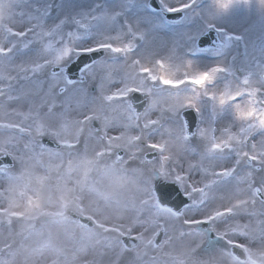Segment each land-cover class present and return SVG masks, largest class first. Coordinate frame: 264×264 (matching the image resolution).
<instances>
[{"label": "rangeland", "instance_id": "374dc122", "mask_svg": "<svg viewBox=\"0 0 264 264\" xmlns=\"http://www.w3.org/2000/svg\"><path fill=\"white\" fill-rule=\"evenodd\" d=\"M148 1L30 0L29 7L42 13L40 23L51 28L63 22L61 33L65 39L69 31H77L75 20L89 23V30L81 31L82 38L73 42L74 49L92 48L112 40L118 44H131L132 51L123 62L109 54L108 58L104 56L89 68L85 84L77 85L76 89L79 94L94 88L92 100L89 96L82 98L80 94L76 96L75 92H69L72 87L58 96L53 77L47 76L46 68L27 82L32 86L42 85L45 92L51 91L61 103L62 107L58 106L56 112H66L72 118L63 121L67 125L65 141L78 146L25 154L23 148L29 137L21 138V134L11 128L7 131L0 129V148L14 144L12 150L19 154L11 170L0 174V264H230L229 258L220 253L228 247L226 241H207L200 252L203 237L184 226V217H172L157 206L152 184L155 179L173 182L177 172L189 171L191 180H203L200 171L192 170L194 163H208L203 152L206 142L199 137V130L208 127L211 118L218 121L217 135L233 128L236 125L232 122L233 105L223 108L217 104L213 106V103H204V95H200L201 103L197 102L195 109H181L179 105L182 101L195 96L193 90L187 88L168 96L172 101L167 96L163 97L168 102L163 107L169 112L154 107L158 104L155 99L159 90L153 91L148 108L139 116L126 102H115L106 116L101 115L99 109L90 112L104 87L111 83L104 80L103 84V74L96 70L101 66L126 70L135 58H140L145 66L154 64L157 59L179 70L190 65L189 71L193 74L208 71L203 69L205 66L209 70L213 67L225 68L227 71L219 73L211 83L213 86L207 88L209 93H218L229 87L234 89L245 76H251L254 84L264 91V9L260 0H248L246 5L234 6L228 12L217 15L213 8L214 0H195V6L185 11L182 21L169 26L163 25L162 17L148 8ZM158 1L165 9L192 3V0ZM11 3L12 0H0V28L11 23ZM208 27L219 31L225 41L219 54H208L194 45ZM138 38H143L145 43L139 46ZM155 39L161 40V43ZM234 39L242 41L232 46ZM40 51L38 43L30 42L26 49L14 53V56L17 61L39 62ZM145 51L148 54H143ZM187 51L191 54L188 55ZM76 53L74 51L60 65ZM56 80L59 82V79ZM118 82L116 87L107 89L114 91L121 87ZM73 100L75 103H71ZM153 103L156 104L153 106ZM185 109L194 110L202 119L196 126L195 135L187 140L177 117ZM117 112L128 123L136 119L142 123L149 117L160 119L161 123L147 132L140 129V139L135 143H126L127 123L119 129L110 125V118ZM86 115H92L98 121L99 131L91 129L90 121L82 119ZM165 118H171L175 126L170 121L165 124ZM4 122L0 120V123ZM104 130L107 134L101 139ZM171 137L181 142L183 147L175 148L169 143ZM142 141L146 146H142ZM149 142L159 145L155 148L158 157L145 162ZM119 150L123 159L115 163V154ZM182 151L188 153L189 161H184ZM164 157L169 159L165 161ZM234 166L235 153L223 154L214 164L217 171ZM162 168L166 174L161 173ZM176 185L183 192L181 194L189 199L184 188L177 182ZM223 186H231L230 192L220 193ZM234 189V179L225 178L214 186L213 192L218 201H226L231 198ZM142 201H146V206L142 205ZM189 201L187 209L196 215L197 210L192 207V200ZM69 211L89 216L96 227L86 229L79 225L68 217ZM204 211L203 207L199 209L200 213ZM159 230L163 231V236L158 244H153ZM126 235L135 236L139 239L138 243H130V247L125 249L121 237ZM234 239L247 242L244 237ZM209 246L217 252L215 261L203 259V253ZM193 249L196 251L193 252Z\"/></svg>", "mask_w": 264, "mask_h": 264}, {"label": "snow or ice", "instance_id": "6c2138e0", "mask_svg": "<svg viewBox=\"0 0 264 264\" xmlns=\"http://www.w3.org/2000/svg\"><path fill=\"white\" fill-rule=\"evenodd\" d=\"M29 2L30 0H12L9 17L11 23L0 28V120L6 121L0 123V128H11L19 132L21 138L26 135L29 137L25 140L23 148L25 154L43 153L60 147L74 149L78 145L65 141L67 125L63 123L65 119L71 120V116L66 112H56V108L62 105L51 91L45 92L42 85L32 86L27 82L41 69L51 66L53 85L59 87L55 67L69 58L74 51L79 53L107 49L112 53L128 54L132 51V45L108 40L92 48L74 49L73 42L82 38L81 31L89 30V23L86 20H75L77 31H69L65 39L61 33L63 22L51 28L40 23L42 13L29 7ZM194 3L195 0H192L190 4L168 8L167 11H184ZM241 4H248V0H214L213 8L219 15ZM260 4L264 9V0H260ZM30 42L41 46L39 62L17 61L14 53L26 49ZM219 47L223 48V45ZM189 69L190 65H185L184 71L174 69L162 59H157L150 66L133 60L126 70L101 66L96 71L103 74L106 82L112 80L118 72H124V77L120 80L121 87L114 91L108 89L102 91V95L94 101L90 113L99 109V113L106 116L115 102L126 101L131 93L151 95L154 90L176 92L183 85L192 86V93H195V96L182 101L179 105L181 109H195L200 95L207 96L220 108L233 105L236 121L233 128L219 135L210 127L199 130V137L206 142L203 152L208 163L203 161L199 165L194 163L192 170L200 171L204 179L191 180L189 178L191 171L177 172L172 178L184 188L197 214L193 215L187 208L175 211L163 207V210L172 217L183 216L184 226L203 237V244L199 245L200 252L203 245L214 235L217 240L226 241L228 247L220 253L229 258L230 264H264V91L254 84L251 76H245L237 82L234 89L229 87L218 93H209L207 85L211 84L219 73L227 70L223 67H213L208 71L193 74ZM135 112L139 116L140 112L136 110ZM82 119L92 121L93 117L86 115ZM160 123V119L152 117L142 123L139 119L127 123L126 143L138 141L142 134L140 129L147 132ZM133 128L137 131L133 132ZM106 134L107 131L104 130L101 139ZM46 137L51 139L55 146L50 147L45 142ZM185 138L187 140L188 135ZM13 147L14 144L0 148V174L10 171L19 158V154L12 150ZM147 147L155 149L159 145L149 142ZM227 153H235V166L219 168L217 171L218 168L214 167L217 158ZM116 157L123 159L120 152L116 153ZM168 159L164 157L165 161ZM144 160L148 162L147 157H144ZM161 173L166 174L164 168L161 169ZM225 178L234 179L235 189L231 198L218 201L213 188ZM161 186L167 187V184L158 181L155 185L156 192L160 191ZM202 207L205 211L200 213L199 209ZM242 217L244 219H241ZM181 234H184L183 231ZM234 237H244L247 242H238ZM237 248L242 251L243 257L233 251ZM195 251L193 249V252ZM216 253L212 246H209L203 253V259L215 261Z\"/></svg>", "mask_w": 264, "mask_h": 264}, {"label": "water", "instance_id": "95a60500", "mask_svg": "<svg viewBox=\"0 0 264 264\" xmlns=\"http://www.w3.org/2000/svg\"><path fill=\"white\" fill-rule=\"evenodd\" d=\"M151 6H152V2H150ZM172 17L173 20H179L180 16H170V18ZM214 40V37L212 36V34H208L206 35L202 40H201V46H207L208 43H210L211 41ZM99 55H94V56H80L78 57L74 63L70 66L71 70L74 71H78L79 69H81L82 67L88 66L89 64H91L94 60H96ZM134 101L132 103H134V106L136 108V110L138 112H141L142 109L146 106V99H144V97L135 95L134 97ZM51 146H55V145H51ZM162 194V198L160 200V205L162 207H169L172 208L175 211H181V208L183 206H186L189 203V200H185V201H181L183 198L180 195V192L178 190V188L173 185V184H167V187H163V190L161 192ZM166 194H170V197L174 200L176 199H180L179 202L174 203L173 201L169 200V199H165V195ZM184 200V199H183ZM79 221L82 224H85V221L79 219ZM161 237V235H160ZM159 237V239H160Z\"/></svg>", "mask_w": 264, "mask_h": 264}, {"label": "bare ground", "instance_id": "6f19581e", "mask_svg": "<svg viewBox=\"0 0 264 264\" xmlns=\"http://www.w3.org/2000/svg\"><path fill=\"white\" fill-rule=\"evenodd\" d=\"M137 5V4H136ZM137 19V18H136ZM137 25H139L140 23H139V19H137ZM156 41H157V43H161V40H159V39H155ZM144 43H145V41H144ZM143 43V44H144ZM142 44V45H143ZM138 46V45H137ZM139 47V46H138ZM143 54H148L147 53V51H145V52H143ZM122 69V68H121ZM200 69H201V67H200ZM203 69H206V70H209V68H207L206 66L203 68ZM210 85V84H209ZM211 86H213V84L211 85ZM187 88L186 87H183V86H181V88L179 89V90H177V91H183V90H186ZM210 89H212L213 90V87H211ZM209 89V90H210ZM189 90V89H188ZM172 93H175V92H173V91H167V90H165V91H163V92H159V94H156L157 96H156V99H155V101L157 102V103H168L166 100H164V99H167V98H163L164 96H171V94ZM169 98V100L170 101H172L173 99L171 98V97H168ZM185 98V97H184ZM158 99V100H157ZM163 99V100H162ZM203 100H204V103H209V101L208 100H206V99H204L203 98ZM197 102H199V103H201L200 102V97H199V99H198V101ZM213 103V106H214V102H212ZM226 119V118H225ZM232 122L235 124L236 123V121H235V118L233 117V119H232ZM126 123H128V120L126 119V118H123L122 116H120L119 115V113L117 112V113H114L113 114V116L110 118V125L113 127V129H119L120 127H123L124 125H126ZM173 137H175L174 135H173ZM173 137H171V140H169V143H171L175 148H182L183 146H182V143L181 142H179V141H177L175 138H173ZM182 146V147H181ZM166 151V150H165ZM182 154L185 156L183 159H184V161H189L190 160V156H188V153H186V152H184V151H182ZM100 156H102V154L100 155ZM183 160H182V162H184ZM230 190H231V186H223L222 188H220V193H226V192H230Z\"/></svg>", "mask_w": 264, "mask_h": 264}]
</instances>
